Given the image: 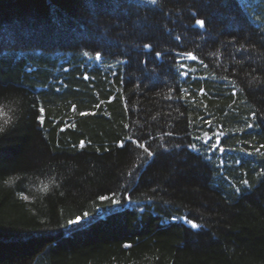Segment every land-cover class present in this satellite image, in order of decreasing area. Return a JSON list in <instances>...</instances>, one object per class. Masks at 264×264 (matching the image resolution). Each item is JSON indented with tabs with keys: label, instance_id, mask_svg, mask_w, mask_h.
<instances>
[{
	"label": "trees",
	"instance_id": "obj_1",
	"mask_svg": "<svg viewBox=\"0 0 264 264\" xmlns=\"http://www.w3.org/2000/svg\"><path fill=\"white\" fill-rule=\"evenodd\" d=\"M0 126V264H264V0H0Z\"/></svg>",
	"mask_w": 264,
	"mask_h": 264
},
{
	"label": "snow or ice",
	"instance_id": "obj_2",
	"mask_svg": "<svg viewBox=\"0 0 264 264\" xmlns=\"http://www.w3.org/2000/svg\"><path fill=\"white\" fill-rule=\"evenodd\" d=\"M144 2L147 3V4H149V5H151V6H159L161 0H144ZM195 23H196V25H199L200 28H204L205 27V21L203 19H196ZM177 39H180V38L177 37ZM143 48L150 51L151 48H152V45H151L150 42L144 43ZM83 55H84V57H89V52L88 51H85L83 53ZM101 55H102L101 52L100 51H97L96 54H95V59L96 60H100L101 59ZM162 55L163 54L161 52H159V51H157L156 54H155L157 60H160V58L162 57ZM189 59H195V57L189 56ZM181 67H183V65H181ZM178 74L179 75H185L184 72H180ZM88 78L89 77L87 75L84 76V79L85 80H87ZM61 83H62V85H63V87L65 89L68 87L67 84H64L63 82H61ZM56 91L59 92L60 91V88H57ZM201 92H203V89H201ZM169 99H170V97H169ZM96 106L99 107V105H96ZM73 108H75V106H73ZM39 111H40V113H43L45 111V109L43 107H40L39 108ZM84 114L85 113H81V115H84ZM254 116H255V114L253 113V117ZM39 119H40V122L43 123V121H44L43 115H41L39 117ZM207 123L208 124H211V121H207ZM247 127L248 128H252L253 125L250 123V124L247 125ZM205 135L207 136L208 134L205 133ZM222 135H223L222 132L216 135V143H213V144L210 145L211 149L215 150L216 148L219 147V140H220V137ZM208 139L211 140L212 137L209 136ZM207 143H208V141H205V144H207ZM139 147L140 148H143L144 152L147 153V155L149 157L153 156V153L149 150V148L145 147L143 144H140ZM192 147L195 148V145H192ZM262 149H264V143L259 144V146L255 148V152L256 153H260L261 155H264V153L261 152ZM219 150H220L221 153H223L225 151L224 148H222V147H219ZM249 154H251V153H249ZM236 163H240V162L239 161H236ZM242 183L244 185H248L249 184V181L247 179H245V180L242 181ZM236 191L239 192L240 189L237 188ZM101 199L107 200V199H109V197L104 196V197H101ZM112 203L113 204H116V203H118V200H115L114 199V200H112ZM85 215H87V214H85ZM79 219L80 218L77 217V220H79ZM69 223H75V222L74 221H69ZM187 223L191 226L192 229H197L198 228V225L196 223H194L190 219L187 220ZM125 247H131V245L126 244Z\"/></svg>",
	"mask_w": 264,
	"mask_h": 264
},
{
	"label": "clouds",
	"instance_id": "obj_3",
	"mask_svg": "<svg viewBox=\"0 0 264 264\" xmlns=\"http://www.w3.org/2000/svg\"><path fill=\"white\" fill-rule=\"evenodd\" d=\"M5 131V127L4 126H0V133H3Z\"/></svg>",
	"mask_w": 264,
	"mask_h": 264
},
{
	"label": "rangeland",
	"instance_id": "obj_4",
	"mask_svg": "<svg viewBox=\"0 0 264 264\" xmlns=\"http://www.w3.org/2000/svg\"><path fill=\"white\" fill-rule=\"evenodd\" d=\"M74 32V31H73ZM22 35H25V33H27L26 31H24L23 29L21 30Z\"/></svg>",
	"mask_w": 264,
	"mask_h": 264
},
{
	"label": "water",
	"instance_id": "obj_5",
	"mask_svg": "<svg viewBox=\"0 0 264 264\" xmlns=\"http://www.w3.org/2000/svg\"><path fill=\"white\" fill-rule=\"evenodd\" d=\"M198 27H200L199 25H197Z\"/></svg>",
	"mask_w": 264,
	"mask_h": 264
}]
</instances>
